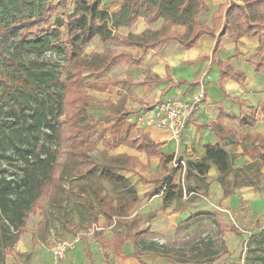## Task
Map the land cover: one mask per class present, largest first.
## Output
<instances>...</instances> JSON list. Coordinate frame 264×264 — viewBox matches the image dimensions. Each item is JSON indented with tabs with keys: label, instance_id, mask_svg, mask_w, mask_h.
Here are the masks:
<instances>
[{
	"label": "crops",
	"instance_id": "0c3cea01",
	"mask_svg": "<svg viewBox=\"0 0 264 264\" xmlns=\"http://www.w3.org/2000/svg\"><path fill=\"white\" fill-rule=\"evenodd\" d=\"M102 1L109 12L119 9L120 2L108 5L105 0ZM204 1L207 11L199 13L197 23L210 27L212 14L230 0ZM263 12L264 5L257 9L258 14ZM160 26L161 22H158L148 27L140 19L131 29L120 27L117 33L139 35L147 29L157 30ZM172 31L182 35L184 28L174 27ZM219 32L215 34V39ZM215 39L203 35L190 49L181 47L176 41H167L157 53L147 51L140 66L132 67L114 61L97 76L83 73L86 81L98 78L110 82L105 91L85 88L86 95L93 101L116 104L120 98H125V114L118 124L106 119L108 112L105 108L90 109L95 110V116L101 115L108 124H114L107 128L110 135L102 140L109 150L110 162L121 156L135 160L132 169H120L113 165L115 173L125 177L134 188L138 203L126 218L106 223L103 216L99 217L101 228L93 230L101 232L92 235L91 230L87 237H81L74 250L67 252L62 264H139L134 258L130 237L144 231L149 233L145 239L153 242L160 255L141 252L139 259L143 264H225L228 258H235L239 248L241 251L242 237L226 232V225L244 222L239 208L241 202L248 204L246 208L253 209L251 205L255 201L264 200V164L259 170L261 177L256 186L234 188L229 196H224L213 165L207 163L209 169L204 177L197 173L194 166L203 161L205 146L217 145L231 157L232 170L226 177L231 182L236 172L258 161L259 155H264V73L254 70L259 58L256 52L259 34L239 37L237 43L228 34L217 43ZM92 43L96 44V48ZM92 43L88 48L90 52L87 54L84 51L85 54L124 50L135 55L138 51L137 48L101 45L97 39ZM221 73L230 77L220 78ZM201 87L205 100L187 120L178 139L172 138L167 131L142 128L134 122V116L140 110L167 100H188ZM239 118L246 121L253 119L255 123L240 127ZM242 134L246 135L243 141L239 139ZM253 135L260 136V139L256 140ZM117 141L124 142L116 148L111 147ZM147 142L157 151L156 155L148 157L139 149ZM181 159L186 162L183 188L178 172L172 168V161ZM247 175L251 177L249 173ZM169 178H172L174 186L181 189L182 198L163 208L162 194ZM207 221L215 228L213 237L210 233V237L175 245V238L182 231ZM116 225L119 227L115 228ZM209 242L212 243L211 254L206 253ZM223 248L227 253L218 258L215 251L220 252ZM208 258L215 260L207 263Z\"/></svg>",
	"mask_w": 264,
	"mask_h": 264
},
{
	"label": "trees",
	"instance_id": "16d2710c",
	"mask_svg": "<svg viewBox=\"0 0 264 264\" xmlns=\"http://www.w3.org/2000/svg\"><path fill=\"white\" fill-rule=\"evenodd\" d=\"M118 1L119 9L112 13L104 8L102 0H0V115H4L3 106L9 103L8 100L15 99V105L12 104L9 112L12 115L17 114L18 117L24 116L28 109L35 107L37 127L42 119L51 117L50 124L47 122V129L52 140L37 154L35 148L29 145L21 150L15 147L16 151L12 154L0 149V160L5 165L10 161H19L21 172L15 179H7L2 176L3 170L0 172V264H4L5 257L12 253L20 235L25 232V223L29 216L35 215L40 209L41 199L53 191L55 177L60 168L57 160L65 149V144L81 143L80 137L76 135L83 131L80 123L87 121L86 108H105L108 112L106 119L115 124L125 114V98L112 104L95 102L88 97L85 88L105 91L110 82L100 81L98 78L86 81L83 72L97 76L114 61L137 67L141 65L147 51L153 50L157 53L167 41H176L181 47L190 49L197 45L201 36L207 35L215 39V34L220 30L215 39L216 43L226 34L234 43H237L239 37L259 34L256 50L259 58L254 70L264 73V12L257 13V9L264 5V0H230L229 3L220 5L211 16L210 27L197 23L199 13L207 11L204 0ZM140 19L148 27L158 22H161V26L157 30L147 29L139 35L130 33L124 36L117 33L120 27L131 29ZM174 27L184 28V33L179 35L173 32ZM95 39L101 45L137 48L138 51L135 55L124 50L85 54L84 49ZM54 45L63 60L70 63L71 71L66 74L64 81L53 79L52 87H45L38 81L41 74L28 73V56L41 55ZM216 49L217 45L214 51ZM228 76L220 74V78ZM55 88H58V93L53 91ZM77 104V110L74 111L73 106ZM2 117L0 130L4 126ZM237 120L240 127L253 126L255 123L253 119ZM253 137L260 139L257 135ZM245 138L246 135L243 134L239 137L241 141ZM123 142H113L111 147L116 148ZM149 145L147 142L139 149L148 157L156 155L157 151ZM111 161L120 169H132L135 166V160L125 156ZM77 163L75 151H71V172L76 171ZM207 163L215 167L218 173L217 182L221 185L224 196H229L234 188L256 186L261 177L259 170L264 164V155H259L258 161L236 172L231 182L226 180L232 170L231 157L226 151L217 145L205 146L203 161L194 166L200 176L207 175ZM96 176L110 184L115 194L113 198L96 195L105 207L102 215L106 223H110L112 219L128 217L138 203L130 182L113 171L100 170L97 167L80 175L79 179ZM181 198V189L174 186L172 178H169L163 189L162 207L166 208ZM148 234V231H144L130 237L135 251L134 258L139 264H143L139 259L143 251L160 255L153 242L145 239ZM211 247L212 243L209 242L206 246L207 254ZM226 253V248L220 252L215 251L218 258ZM174 260L183 263L180 259ZM214 260L209 259L207 263Z\"/></svg>",
	"mask_w": 264,
	"mask_h": 264
},
{
	"label": "rangeland",
	"instance_id": "374dc122",
	"mask_svg": "<svg viewBox=\"0 0 264 264\" xmlns=\"http://www.w3.org/2000/svg\"><path fill=\"white\" fill-rule=\"evenodd\" d=\"M115 1L119 3L118 0H105L108 5H112V2ZM92 46L96 48V44L92 43ZM88 48L90 45L84 49L87 54L90 52L88 50H91ZM28 57L30 59L27 66L28 73L41 74L38 81L45 87H52L53 79L64 81L66 74L71 71L70 63L63 60L55 45L50 46L41 55L31 54ZM57 89L55 88L53 91L58 93ZM52 98L54 99V97ZM8 101L9 103L3 106L4 115H0V117L3 116L1 121L3 120L4 124L3 129L0 130V149L12 154L16 151L15 147H19L18 150H21L25 145H29L35 148L36 154L41 152L43 146L52 142L47 129V122L50 124L51 117L42 119L37 127V119L34 116L35 107H32V111L28 109V113L24 116L18 117L17 114L12 115L9 112L12 104L15 105V99ZM77 107L78 104L74 105L73 110L76 111ZM86 111L88 113L87 121L80 123L83 131L76 135L80 137L81 143L79 145L72 144V142L65 144V149L57 160L60 168L55 177L53 191L41 199L40 209L36 214L29 216L25 223V232L20 235L12 253L5 257L4 264H50V258L52 259L50 250L56 242L71 243L77 236L87 237L93 228H101L102 223H100L99 217L103 216L102 212L105 207L96 195L101 197L107 195L113 198L115 194L111 190V185L99 176L86 177L85 179H79V176L93 167L100 170L116 171L113 163L110 162L109 150L102 142L105 136L110 135L107 128L114 124H108L103 116L100 117L101 115L95 116V110L90 107L86 108ZM71 151H75L76 162H78L75 172H71L69 166ZM84 156L86 160H84ZM43 159L45 160V157ZM19 164V161H10L5 165L0 160L2 176L7 179H15L20 176ZM255 202L251 205L254 206L253 209L246 208L248 204L242 202L239 205L244 222L226 225V232L230 231L242 237V245L241 251L239 248L235 252V258H228L225 264H264V200ZM118 227L115 226V228ZM214 231L215 228L209 221L197 224L186 232L182 231L175 238V245L187 244L196 238L204 239V236L210 237V233L213 237L216 232ZM99 232L101 231L94 229L92 235ZM164 241H168V239ZM74 246L75 244L72 250H74ZM217 246L220 248L221 245L218 243Z\"/></svg>",
	"mask_w": 264,
	"mask_h": 264
},
{
	"label": "built area",
	"instance_id": "2783aa9c",
	"mask_svg": "<svg viewBox=\"0 0 264 264\" xmlns=\"http://www.w3.org/2000/svg\"><path fill=\"white\" fill-rule=\"evenodd\" d=\"M205 100L203 87L195 92L188 100H167L158 102L150 108L140 110L134 116L136 125L142 128H153L170 133L171 137L178 139L182 134L187 120L197 111ZM172 168L178 172L180 183L183 188V178L186 173V162L184 160H173ZM80 236L71 242H56L50 250L52 264H62L66 254L72 250L73 245L80 240Z\"/></svg>",
	"mask_w": 264,
	"mask_h": 264
}]
</instances>
